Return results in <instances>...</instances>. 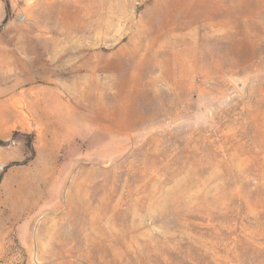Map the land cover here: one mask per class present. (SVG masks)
Returning a JSON list of instances; mask_svg holds the SVG:
<instances>
[{
  "label": "rangeland",
  "instance_id": "374dc122",
  "mask_svg": "<svg viewBox=\"0 0 264 264\" xmlns=\"http://www.w3.org/2000/svg\"><path fill=\"white\" fill-rule=\"evenodd\" d=\"M0 264H264V0H0Z\"/></svg>",
  "mask_w": 264,
  "mask_h": 264
}]
</instances>
